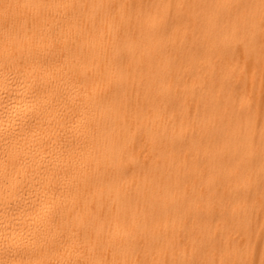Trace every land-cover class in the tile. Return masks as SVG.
<instances>
[{
  "label": "bare ground",
  "instance_id": "obj_1",
  "mask_svg": "<svg viewBox=\"0 0 264 264\" xmlns=\"http://www.w3.org/2000/svg\"><path fill=\"white\" fill-rule=\"evenodd\" d=\"M0 264H264V0H0Z\"/></svg>",
  "mask_w": 264,
  "mask_h": 264
}]
</instances>
